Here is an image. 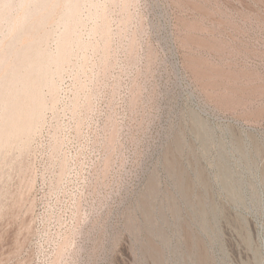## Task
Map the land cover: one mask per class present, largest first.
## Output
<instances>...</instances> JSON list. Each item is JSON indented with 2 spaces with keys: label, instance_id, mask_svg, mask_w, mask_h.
<instances>
[{
  "label": "rangeland",
  "instance_id": "374dc122",
  "mask_svg": "<svg viewBox=\"0 0 264 264\" xmlns=\"http://www.w3.org/2000/svg\"><path fill=\"white\" fill-rule=\"evenodd\" d=\"M0 264H264V0H0Z\"/></svg>",
  "mask_w": 264,
  "mask_h": 264
},
{
  "label": "bare ground",
  "instance_id": "6f19581e",
  "mask_svg": "<svg viewBox=\"0 0 264 264\" xmlns=\"http://www.w3.org/2000/svg\"><path fill=\"white\" fill-rule=\"evenodd\" d=\"M8 2V0H3V3L4 4H6ZM42 78V77H41ZM30 79V78H29ZM32 80V79H31ZM9 101H11V100H9ZM17 105H18V103H17ZM16 105V107H14L13 109V116H12V118H14L15 116L17 117V116H24V121H25V124H29V121H30V119L31 118H33L36 114H37V110H36V105H35V103H34V101H32V103H31V105H30V107L28 108V110H23V111H21L22 109H18L17 106ZM13 106H14V104H13ZM12 106V107H13ZM11 113V112H10ZM10 122V121H9ZM10 125V124H9ZM32 126V125H31ZM26 129V128H25Z\"/></svg>",
  "mask_w": 264,
  "mask_h": 264
}]
</instances>
